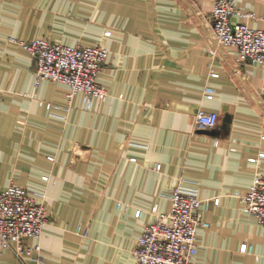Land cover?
Returning a JSON list of instances; mask_svg holds the SVG:
<instances>
[{
  "label": "crops",
  "instance_id": "crops-1",
  "mask_svg": "<svg viewBox=\"0 0 264 264\" xmlns=\"http://www.w3.org/2000/svg\"><path fill=\"white\" fill-rule=\"evenodd\" d=\"M214 1L0 0V190L44 192L51 216L26 239L40 260L0 248V264H134L152 206L166 211L179 179L197 183L209 223L197 226L192 264H264V225L240 200L264 173V158L250 160L264 152V65L217 45ZM235 3L254 17L233 20L264 29V0ZM10 37L106 47L107 99L87 108L78 93L64 118L47 109L67 103L68 86L36 85L32 56ZM200 109L218 113L215 127L196 124Z\"/></svg>",
  "mask_w": 264,
  "mask_h": 264
},
{
  "label": "built area",
  "instance_id": "built-area-1",
  "mask_svg": "<svg viewBox=\"0 0 264 264\" xmlns=\"http://www.w3.org/2000/svg\"><path fill=\"white\" fill-rule=\"evenodd\" d=\"M236 0H215L211 9L212 33L219 46L232 45L237 48L238 61L264 65V29L256 28L245 22L233 20L234 16L253 18L254 13L240 10ZM106 35L110 31H105ZM27 50L35 63L36 85L43 79L64 83L68 86L67 103L58 105L50 101L41 103L47 109L63 111L62 118L70 111L73 97L81 93L85 107L89 108L92 99L105 101L107 91L97 82V76L106 62L108 49L102 45H66L47 38L29 41L10 37ZM210 54L215 53L210 49ZM211 75L216 73L211 72ZM214 87L205 85L204 95L211 99ZM196 124L202 128L216 126L219 115L215 111L200 109L195 114ZM53 160V157H49ZM264 158L259 152L250 160ZM135 160L134 157L130 158ZM156 169L160 164L155 165ZM43 179L47 180L46 175ZM169 208L160 211L157 204L151 208V220L145 224L133 249L134 264H192L198 252L196 229L198 225L208 226V222L199 218L201 199L195 181L179 179L169 190ZM243 211L252 215L264 225V173H255L248 191L240 197ZM214 203L218 198L213 199ZM119 205V203H118ZM141 215V209L135 216ZM51 216L46 207L44 192L34 193L31 189L9 183L0 190V248L10 250L16 257H31L37 253L41 259V247L37 243H26L29 237H39ZM83 236L87 229H77ZM243 251L247 249L241 245Z\"/></svg>",
  "mask_w": 264,
  "mask_h": 264
}]
</instances>
